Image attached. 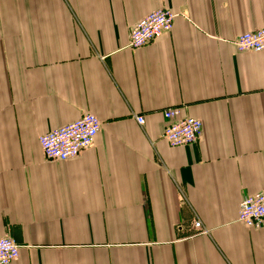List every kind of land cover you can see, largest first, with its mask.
Returning a JSON list of instances; mask_svg holds the SVG:
<instances>
[{"label":"crops","instance_id":"crops-1","mask_svg":"<svg viewBox=\"0 0 264 264\" xmlns=\"http://www.w3.org/2000/svg\"><path fill=\"white\" fill-rule=\"evenodd\" d=\"M162 7L172 30L131 48ZM261 28L264 0H0L10 264H264V228L238 220L264 190V50L234 44ZM173 106L202 120L196 142L163 137ZM87 112L102 122L93 144L47 160L39 137Z\"/></svg>","mask_w":264,"mask_h":264},{"label":"built area","instance_id":"built-area-1","mask_svg":"<svg viewBox=\"0 0 264 264\" xmlns=\"http://www.w3.org/2000/svg\"><path fill=\"white\" fill-rule=\"evenodd\" d=\"M178 13L162 7L144 15L131 27L129 46L139 48L160 38L172 30ZM239 51L260 52L264 50V28L240 34L235 42ZM167 120L163 137L171 146H184L196 142L202 133V120L184 115L180 106L168 107L163 112ZM135 119L144 124L145 117L138 114ZM102 126L94 113H85L77 120L54 128L39 137L47 160L66 161L75 158L90 147ZM238 220L250 228H264V190L247 194L240 203ZM194 227L206 233L202 222ZM20 255V245L10 234L0 236V264H10Z\"/></svg>","mask_w":264,"mask_h":264}]
</instances>
